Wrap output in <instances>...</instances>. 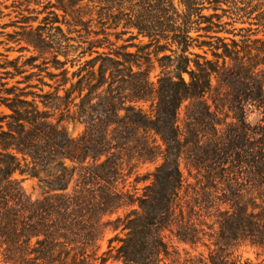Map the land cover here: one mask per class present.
Wrapping results in <instances>:
<instances>
[{"label": "trees", "instance_id": "16d2710c", "mask_svg": "<svg viewBox=\"0 0 264 264\" xmlns=\"http://www.w3.org/2000/svg\"><path fill=\"white\" fill-rule=\"evenodd\" d=\"M220 1L179 0L182 10L174 0H49L44 5L52 15L50 24L82 25L88 16L99 30L88 26L93 37L84 41L77 57L90 59L84 69L71 73L77 79L63 95L59 90L70 82L64 67L69 53L58 41L52 57L57 61L62 54L65 60L58 61L60 73L55 76L60 79L50 93L35 91L33 72L18 60L1 66L0 264H96L98 259L105 264L113 250V259L122 264H261L243 261L235 251L245 245L264 254V40L253 38L258 27L264 28V0L255 5L232 0L236 7L231 22L250 27L229 31L217 13H199L206 2L217 10ZM55 28L63 34L61 27ZM106 29L115 30L116 42L125 34L124 42L134 38L132 29L147 37L143 47L155 48L145 59L151 65L143 68L140 49L127 52L129 43L116 45ZM193 30L203 32L197 36L204 39L191 37ZM14 32L21 35L17 40L41 51L27 37L31 31ZM222 32L232 37H222ZM195 47L202 53H193ZM165 50L173 56H159ZM151 54L161 68L155 85L150 81ZM165 59L177 62L170 65L173 70L162 63ZM2 74L21 79L9 84ZM221 84L227 88L223 95ZM187 100L196 109L187 107V121L180 128L178 110ZM147 102L149 109L144 110L141 104ZM71 106L78 110L71 113ZM219 106L233 113L224 138L216 135ZM250 107L261 114L253 125L246 121ZM55 110L83 117V131L70 135L53 122ZM205 126L216 134L203 143ZM182 155L189 157L190 169L205 170L193 205L185 207L179 192ZM133 161L157 163L142 196L118 187L124 166ZM25 180L36 181L38 196L24 188ZM136 202L139 210L110 218ZM108 229H121L125 235L118 247L109 246L97 256L99 239ZM173 240L189 250L181 252Z\"/></svg>", "mask_w": 264, "mask_h": 264}, {"label": "rangeland", "instance_id": "374dc122", "mask_svg": "<svg viewBox=\"0 0 264 264\" xmlns=\"http://www.w3.org/2000/svg\"><path fill=\"white\" fill-rule=\"evenodd\" d=\"M2 1L1 5V14H0V71H4L1 66L3 63H6L7 61H14L18 64L22 65V68L33 72L32 77V83L36 84L37 88H35V91L37 93L47 92L50 93L53 91V87L56 86L57 80L60 79V76H55L58 73H60L59 69L57 67H60L58 61H64L65 57L62 54H59L57 56V61L53 59L52 54L56 47L58 46L56 43L57 41L61 44V49L63 51H66L68 49V61L65 64L64 67L68 70V78L69 81L67 84H65L64 88L59 90V95L64 94V89L70 87V83L75 82L76 79H72L71 73L73 71L80 69H84L86 67L85 60L90 59V56L85 55L83 57H77L79 55L81 47H84L86 45V42L89 39L93 37V34L88 35V26H90L89 30H99V27L96 24L95 20L87 21L88 16H85L84 22L82 25L77 26H70L68 27L65 23H53L50 24L49 15L47 13V9L44 8V5L48 3L49 0H0ZM54 2V0H51ZM259 1L252 0V5L257 4ZM174 3L176 7L179 10L183 9V6L179 4V0H174ZM239 5V4H238ZM264 5V3H263ZM219 8L217 10H213L212 6H209V4L206 2L203 6V8L199 11L200 15L209 16L213 13H217V15L220 16L219 20L221 22H226L223 25L224 29H227L226 31L231 30L233 27L235 28H241V27H250L248 23H232L231 18L233 17L232 13L234 11V8L236 7L232 0H221L219 2ZM264 9V7H263ZM255 17V13L254 16ZM199 18L198 16H195V19ZM201 24L199 26L205 25L203 23V19L199 18ZM61 20V17H60ZM213 21L217 22V18L214 17ZM26 25H30L28 28ZM25 26V27H24ZM55 26H59L62 29L63 34L55 28ZM4 27V28H3ZM31 27V29H30ZM251 28H256V25H251ZM31 31L27 34V37H30V39H33L34 41H37L39 46L41 47V51H37L34 49L33 46L27 45L24 40H17L18 38H21V35H17L14 31L18 33H23L25 31ZM106 31L111 33L109 36L112 41H115V30L106 29ZM134 38H131L128 42H124L129 34L122 35L120 40L116 42V45H121L123 43H129V46L127 47L126 51L130 53H137V51L140 49L139 55L142 57L143 62V68L149 67L151 64L145 63V59L148 57V53H151L155 48L154 46H149L147 48L143 47L144 44H146L149 39L147 37H143L141 35H136V30L132 29ZM203 33L201 31L196 32L195 30L190 32L191 37L194 39H198V34ZM213 34V33H211ZM244 34V33H243ZM256 36H253V38H258L264 40V28L258 27L257 32L255 33ZM222 37H232L231 34H228L227 32H222L219 34ZM239 37L237 36L236 39ZM204 39V38H199ZM198 39V40H199ZM163 43V42H162ZM20 47H26L27 49L20 52ZM52 47V48H50ZM172 49H176V45L171 46ZM59 49V48H58ZM193 53H202V50H199L198 48L192 49ZM172 55V53L169 50H165L164 52L160 53L161 55ZM179 55V53H177ZM173 56V55H172ZM29 57H32L30 60ZM209 57L211 58V54H209ZM133 58V57H132ZM151 58L153 61V69L150 73V81L155 85L157 80V75L160 73L161 68L159 67V62L155 59V57L151 54ZM193 58V56H191ZM15 59V60H14ZM131 59V57H130ZM99 62L96 63V66ZM163 64L168 65V70H173V66L177 64L171 63L169 60L165 59L162 61ZM13 64V63H12ZM173 66H170V65ZM10 65V64H8ZM11 73H13V68L9 67L7 68ZM135 70V68H134ZM82 73H84L82 71ZM3 81H8L9 84L14 83L16 80H20L21 76H15L12 78L10 74H2ZM183 78L188 81L189 76L188 74L184 73ZM213 87L217 86V81L213 79L212 81ZM115 87V86H114ZM129 87L125 86L124 91H130L128 89ZM227 88L221 84L219 87V93L223 95V92ZM85 92V91H84ZM76 94H72V97H74ZM213 95V91L211 94L207 95V97H211ZM63 101H58L57 104H61ZM76 102H79V99H76ZM193 101L187 100L184 101L178 110V125L180 128L183 127L186 120V113L188 114L187 107H189L191 104L192 109H196V103H192ZM39 105L41 107V103L39 102ZM150 103H142L141 106L144 110L149 109ZM208 105H211V110H215V107L213 106L211 100H208ZM63 106H61V110H63ZM3 109V108H1ZM226 106H219L217 109L218 115L217 117H214L216 121H219L221 124L217 125L218 133H215L214 129H211L208 126H205L203 129H201V141L205 143L207 140H212L216 135L224 136L227 133V124L231 123L233 120V113L228 110ZM76 107L71 106V113L75 112ZM247 118L246 121L250 124H256L261 119V114L257 109L254 107H250L249 110L246 111ZM52 120L53 122L59 123L60 126H63L70 135L73 137H77L84 129L83 124V117L75 116L74 118L69 116L66 112L55 110L52 111ZM241 149H243L244 142H241ZM190 159L187 155H182V157L179 160V171L183 178V186L180 189V196H181V205L186 206V203H189L188 206L193 205V197H196V191L199 192L200 188L198 185V181H204L203 175H205V170L195 171L193 169H190L189 166ZM209 163H206L208 165ZM157 163H140L136 164L134 161L130 162L129 166H124V177H121V179L118 182V187H123L124 190L129 191L130 193H135L136 195L142 196L143 195V188L147 185L151 184L152 176L150 175L155 170V166ZM228 165H225V168H227ZM138 177H140L139 181ZM142 179V180H141ZM24 188L31 193L34 197L38 196L40 194V191L38 190L36 186L35 180H25L23 182ZM220 189H226L221 184H219ZM137 188V190L135 189ZM218 191V190H217ZM227 194H230V191L228 192L225 190ZM131 209L139 210V206L136 202L134 206L131 207H125L121 208L117 213L113 214L110 218L115 219L117 216H123L126 212H128ZM197 210V208H195ZM169 233L165 232V235L167 236ZM125 235V231H122L121 229L118 230H111L108 229L105 231L104 235L100 237L98 242V253L97 256H100L103 252L109 250V246L111 248L118 247L120 243V239H122ZM111 238H114L113 241H109ZM174 245H177L179 250L183 252V249L189 250L188 246L177 244L176 240H173ZM200 251L204 250V248H199ZM237 255H240L242 260H249L253 263H261L264 264V254L261 253V251L251 248L249 246L241 245L238 247L235 251ZM116 254L115 250L112 251V254H109L110 257L106 260L105 264H122L121 261H117L113 259V256ZM100 263V259L96 261V264Z\"/></svg>", "mask_w": 264, "mask_h": 264}]
</instances>
